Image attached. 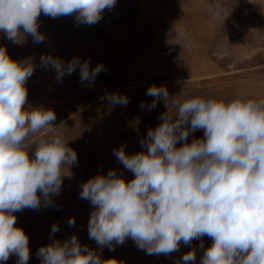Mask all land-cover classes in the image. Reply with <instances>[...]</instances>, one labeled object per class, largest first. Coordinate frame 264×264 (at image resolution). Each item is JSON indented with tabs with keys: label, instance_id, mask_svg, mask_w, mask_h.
<instances>
[{
	"label": "clouds",
	"instance_id": "9594fccd",
	"mask_svg": "<svg viewBox=\"0 0 264 264\" xmlns=\"http://www.w3.org/2000/svg\"><path fill=\"white\" fill-rule=\"evenodd\" d=\"M116 2L0 0V33L16 44L28 35L42 43L41 13L53 19L74 16L78 26L94 25ZM224 11L223 0H214L213 16ZM191 44L185 33L184 47ZM40 63L56 72L57 81L79 69L81 84L89 87L105 70L78 57L65 62L42 55ZM34 67V57L16 61L0 47V264L12 255L16 264H28L29 238L16 226L15 213L52 206L65 171L77 163V153L55 131V112L25 107ZM146 95L153 98L149 110L165 101L161 122L141 139L143 151L129 155L124 147L113 150L134 178L127 181L109 170L82 185L80 198L93 208L89 239L111 249L130 238L148 255L165 256L179 252L181 244L200 240L199 264H264V98L246 93L232 99L192 94L170 98L166 87L156 85ZM105 99L112 105L128 102L119 94H106ZM198 130L202 138L189 142ZM68 224L73 226L75 219L69 218ZM59 230L53 224L51 234ZM204 237L211 246L204 247ZM36 255L40 264H106L76 235L41 246ZM177 264H197L195 250Z\"/></svg>",
	"mask_w": 264,
	"mask_h": 264
},
{
	"label": "rangeland",
	"instance_id": "374dc122",
	"mask_svg": "<svg viewBox=\"0 0 264 264\" xmlns=\"http://www.w3.org/2000/svg\"><path fill=\"white\" fill-rule=\"evenodd\" d=\"M214 0H117L94 25H77L74 16L38 17V30L45 36L35 43L30 35L19 44L0 33V47L16 61L34 57V72L27 81V107L55 112L53 126L77 153V163L63 176L60 194L53 205L39 210L15 213L16 226L29 238L28 264H40L37 250L54 240L63 242L76 235L81 245L95 251L106 264H177L184 254L195 250L197 264L203 255L201 241L181 244L179 252L168 256L148 255L130 238L111 249L99 248L88 236L93 211L90 202L80 198L82 185L97 175L117 170L130 181L114 155L124 147L127 154L143 151L141 139L161 121L167 109L161 99L149 110L153 98L149 86L166 87L170 98L188 94L232 99L246 93L264 98V0H223V15L214 17ZM192 44L184 47V34ZM42 55L68 62L78 57L90 60L91 67L102 64L92 85L80 82L79 69L57 81L56 72L40 63ZM106 94L127 98L126 105H112ZM145 107H141V104ZM174 100L169 99V108ZM198 130L189 136L202 138ZM34 151V148H33ZM31 155V153H30ZM69 218L75 224H68ZM53 224L59 231L51 234ZM208 237L204 247L211 246ZM15 255L5 264H16Z\"/></svg>",
	"mask_w": 264,
	"mask_h": 264
}]
</instances>
